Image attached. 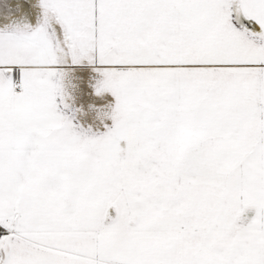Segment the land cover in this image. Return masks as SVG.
Masks as SVG:
<instances>
[{
	"label": "snow or ice",
	"instance_id": "snow-or-ice-1",
	"mask_svg": "<svg viewBox=\"0 0 264 264\" xmlns=\"http://www.w3.org/2000/svg\"><path fill=\"white\" fill-rule=\"evenodd\" d=\"M8 7L0 264H264V0Z\"/></svg>",
	"mask_w": 264,
	"mask_h": 264
},
{
	"label": "crops",
	"instance_id": "crops-1",
	"mask_svg": "<svg viewBox=\"0 0 264 264\" xmlns=\"http://www.w3.org/2000/svg\"><path fill=\"white\" fill-rule=\"evenodd\" d=\"M16 2L17 0H0V27L9 23L12 19H18L20 17V14L16 12L15 8L8 7V5H14ZM32 3H35V0H32ZM24 10L29 12L28 18L32 19L34 14L27 4L24 5ZM10 12L12 13L11 15H9Z\"/></svg>",
	"mask_w": 264,
	"mask_h": 264
}]
</instances>
